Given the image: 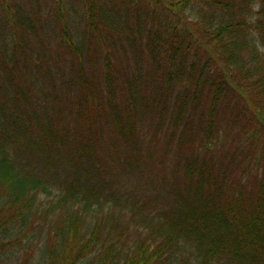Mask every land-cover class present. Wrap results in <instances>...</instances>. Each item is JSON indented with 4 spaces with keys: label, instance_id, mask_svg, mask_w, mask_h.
<instances>
[{
    "label": "trees",
    "instance_id": "trees-1",
    "mask_svg": "<svg viewBox=\"0 0 264 264\" xmlns=\"http://www.w3.org/2000/svg\"><path fill=\"white\" fill-rule=\"evenodd\" d=\"M1 255L264 264V0H0Z\"/></svg>",
    "mask_w": 264,
    "mask_h": 264
},
{
    "label": "rangeland",
    "instance_id": "rangeland-1",
    "mask_svg": "<svg viewBox=\"0 0 264 264\" xmlns=\"http://www.w3.org/2000/svg\"><path fill=\"white\" fill-rule=\"evenodd\" d=\"M36 249V248H35ZM5 257L3 255H1L0 260L4 259ZM6 259V258H5ZM5 264H8V260H3ZM1 263V261H0ZM3 262L1 264H4ZM84 264H96L95 262H93L92 260H88L87 262H85Z\"/></svg>",
    "mask_w": 264,
    "mask_h": 264
}]
</instances>
